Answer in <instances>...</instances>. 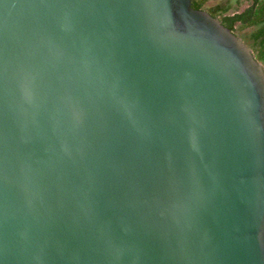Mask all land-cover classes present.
Here are the masks:
<instances>
[{
    "label": "water",
    "instance_id": "95a60500",
    "mask_svg": "<svg viewBox=\"0 0 264 264\" xmlns=\"http://www.w3.org/2000/svg\"><path fill=\"white\" fill-rule=\"evenodd\" d=\"M194 0H0V264H264V64Z\"/></svg>",
    "mask_w": 264,
    "mask_h": 264
},
{
    "label": "trees",
    "instance_id": "16d2710c",
    "mask_svg": "<svg viewBox=\"0 0 264 264\" xmlns=\"http://www.w3.org/2000/svg\"><path fill=\"white\" fill-rule=\"evenodd\" d=\"M209 1L211 0H194L192 6L196 9L207 10L236 34L238 29L254 28L248 37L249 43L247 37L242 39L246 44H250L256 58L264 64V0H237L236 5L221 1L214 6H208ZM245 2L247 6L240 10Z\"/></svg>",
    "mask_w": 264,
    "mask_h": 264
},
{
    "label": "rangeland",
    "instance_id": "374dc122",
    "mask_svg": "<svg viewBox=\"0 0 264 264\" xmlns=\"http://www.w3.org/2000/svg\"><path fill=\"white\" fill-rule=\"evenodd\" d=\"M221 1H228L230 2L231 4H234L236 5L237 4V0H218V1H214V0H211L208 2V6H214L218 3H220ZM247 6V3H243V5H241L240 7V10H243L245 7ZM254 28H247V29H238L237 30V35L240 36L241 38H244V37H249L251 32L253 31ZM250 42L249 38H248V43ZM250 46V44H248Z\"/></svg>",
    "mask_w": 264,
    "mask_h": 264
}]
</instances>
